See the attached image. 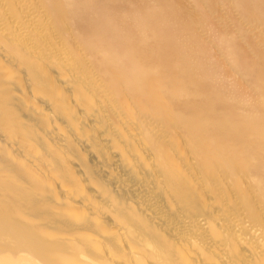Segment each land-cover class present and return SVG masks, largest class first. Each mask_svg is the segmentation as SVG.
<instances>
[{"label":"bare ground","instance_id":"bare-ground-1","mask_svg":"<svg viewBox=\"0 0 264 264\" xmlns=\"http://www.w3.org/2000/svg\"><path fill=\"white\" fill-rule=\"evenodd\" d=\"M0 264H264V0H0Z\"/></svg>","mask_w":264,"mask_h":264},{"label":"rangeland","instance_id":"rangeland-1","mask_svg":"<svg viewBox=\"0 0 264 264\" xmlns=\"http://www.w3.org/2000/svg\"><path fill=\"white\" fill-rule=\"evenodd\" d=\"M79 30V29H78Z\"/></svg>","mask_w":264,"mask_h":264}]
</instances>
